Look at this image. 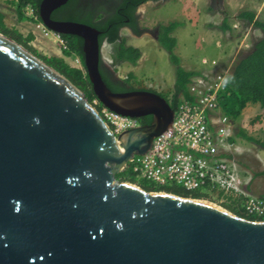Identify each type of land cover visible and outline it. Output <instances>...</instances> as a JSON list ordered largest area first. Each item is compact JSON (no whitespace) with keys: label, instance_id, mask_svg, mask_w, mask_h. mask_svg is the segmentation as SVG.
<instances>
[{"label":"water","instance_id":"95a60500","mask_svg":"<svg viewBox=\"0 0 264 264\" xmlns=\"http://www.w3.org/2000/svg\"><path fill=\"white\" fill-rule=\"evenodd\" d=\"M68 1L41 0L42 24L81 38L102 105L151 121L115 138L78 87L0 32V264H264V221L116 180L174 109L156 92L106 85L99 31L51 18Z\"/></svg>","mask_w":264,"mask_h":264},{"label":"trees","instance_id":"16d2710c","mask_svg":"<svg viewBox=\"0 0 264 264\" xmlns=\"http://www.w3.org/2000/svg\"><path fill=\"white\" fill-rule=\"evenodd\" d=\"M41 0H17L16 10L19 20L26 18L24 9L29 6L33 9L36 20H40L38 5ZM158 3L162 0H69L66 4L55 9L51 13L52 19H64L87 23L99 31L98 41L100 47L103 43L114 49L113 57L117 63L128 62L135 65L141 56L139 49L127 46L121 35L122 29L130 28L133 34L140 35L146 29L139 25V7L145 2ZM211 4L209 9L218 7L220 4ZM80 4V5H79ZM82 7V9H81ZM244 24H252L260 32L251 43L250 47L244 51H239L231 62L229 75L225 82V91L220 94L219 102L222 111L233 121L236 120L248 105H256L259 113L252 122L264 123V19H255L251 11H242L237 15ZM42 23V22H41ZM179 23L170 22L166 25L159 24L156 28V39L161 47L167 52L171 63L175 66V82L173 90L165 99L173 109H176L181 98L190 99L187 85L193 76L198 75L194 71L186 70L180 64L179 56L174 53L176 38L172 36ZM224 26V27H223ZM222 29L227 26V18L223 20ZM147 31V30H146ZM0 32L21 44L28 51L49 66L67 77L84 94L87 101L91 102L96 96L93 93L91 83L88 79L82 53V40L74 35L57 34L65 42V47L61 48L64 57L76 56L79 58L83 70L72 67L67 62L57 56H45L39 53L30 45L33 39L31 34L24 37L15 28H10L3 22V15L0 13ZM99 70L106 85L113 91H126L134 89L129 85L128 78L115 80V84L110 80L111 71L106 65L100 62ZM170 96V97H169ZM140 124L150 123L151 116H144L138 119ZM240 137L242 143H250L261 150H264V124L261 134L258 137L248 135L244 130L239 129L235 138H230L231 142H236V137ZM117 181L138 184L142 189L149 192H167L182 197L194 199H205L217 203L229 210L236 216L254 220L264 221V216L256 217L246 213L243 208L244 198L232 193L216 192L208 189H197L187 191L182 187L174 185L155 186L146 180H140L129 170L125 169L115 175ZM264 199V198H262Z\"/></svg>","mask_w":264,"mask_h":264},{"label":"built area","instance_id":"2783aa9c","mask_svg":"<svg viewBox=\"0 0 264 264\" xmlns=\"http://www.w3.org/2000/svg\"><path fill=\"white\" fill-rule=\"evenodd\" d=\"M29 9L36 20L33 9ZM37 22L42 32L50 31L39 20ZM58 38L64 48V40L59 35ZM249 47L250 43L245 49ZM74 57L67 64L83 70L79 58ZM228 65L214 64L193 76L187 85L190 99H180L170 126L153 138L146 152L133 155L122 171L129 169L137 179L155 186L174 185L187 191L208 189L239 195L245 199L244 211L261 217L264 216V199L246 189L248 172L237 162L236 144L230 141L234 137V123L222 111L219 102L230 71ZM90 104L115 138L140 125L138 119L110 110L97 98Z\"/></svg>","mask_w":264,"mask_h":264},{"label":"rangeland","instance_id":"374dc122","mask_svg":"<svg viewBox=\"0 0 264 264\" xmlns=\"http://www.w3.org/2000/svg\"><path fill=\"white\" fill-rule=\"evenodd\" d=\"M16 2L17 0H14V4H11L10 0H0V13L3 15V21L6 23V25L10 28H15L24 37L31 34L33 36V39L30 41V45L42 55L57 56L63 58L64 56L61 52L62 46L58 41V35L52 31L42 32L41 28L37 27L38 22L34 19L29 7H26L24 9V15L26 16V18L23 20H19L16 10ZM263 2L264 1H262V3ZM180 6L181 0H168L167 5L165 6H160L159 4V6H156L154 8L148 7L144 12L145 17L143 19V22L148 23L149 21L153 20L158 21V23L164 24L170 22L179 23L182 20L183 24H187V22H184V18L182 19V16L178 15ZM261 13L264 14V10ZM152 27L153 28L150 29L151 31L156 29L154 28V26ZM185 29L191 28L189 25H185ZM174 33L177 39L176 49L179 51V53H187L193 57L192 60L179 58L181 66L192 64L194 59L199 56V51H195L192 48V38L196 35V33L193 32L185 34L178 27L175 29ZM248 35H252L251 32H246L244 39L239 41L236 48L237 50L232 54L233 57H235L237 53H239V51H244L246 45L251 42ZM123 37L127 38L128 36ZM142 50L146 54L145 60L143 64L135 70L137 78L132 80V83L130 82L129 85L134 89L151 90L164 98L167 97L168 94H166L165 91L171 90L170 84L175 76V66L171 63L167 52L158 49L156 44H152L150 47L146 46ZM179 53H177V56H179ZM113 54L114 49L109 45L103 43L101 46L102 64L106 65L111 70L116 69L115 73L118 77H121V79L128 78L129 65L117 63L113 57ZM72 57L74 56L66 57L67 63H70V61L72 62ZM231 62L216 64L220 65V67H224V65L226 66L227 64H229L228 66H230ZM161 77L164 80H169L170 83L162 85L160 82ZM148 82H152V89L149 88ZM159 86L161 87L159 88ZM258 113L259 110L256 105H248L245 109H243L241 115L233 121L234 138L239 129L244 130L248 135H252L255 137L260 136L261 129L263 128L264 123L259 121L252 122V120L256 118ZM240 139L241 138L238 136L235 139L237 151L235 157L239 165L248 172L246 176L249 177V180H247L246 182V189L254 196L264 198V150H261L255 145H251L250 143H242ZM134 185L140 187L138 184ZM205 201H208L216 205L217 207L231 213L229 210L225 209L217 203L211 202L209 200Z\"/></svg>","mask_w":264,"mask_h":264},{"label":"crops","instance_id":"0c3cea01","mask_svg":"<svg viewBox=\"0 0 264 264\" xmlns=\"http://www.w3.org/2000/svg\"><path fill=\"white\" fill-rule=\"evenodd\" d=\"M262 1L264 0H221L218 7L209 9L211 4L210 0H181L178 15L182 16V19L184 18V22H187V24H183L181 20L178 28H180L185 34L196 33L192 38V48L195 51H199V56L194 59L192 64L184 65L183 67L186 70L194 71L198 74L216 63L231 62L234 58L232 54L237 50V45L239 41L244 39L246 32H251L252 35H248L251 42L260 35V32L255 29L252 24L246 23L243 25L242 21L237 18V15L242 11H251L254 14L255 19H264V14L261 13L264 10V2L262 3ZM10 3L14 4V0H10ZM167 3L168 0H162L158 3L150 1L143 3L138 9L139 25L144 29H151L153 28L152 26L155 28L157 25L161 24L158 23V21L153 20L144 23V12L148 7L154 8L159 6V4L160 6H165ZM225 17L227 18V26L225 29H222L221 26H223V20ZM166 24L168 23L162 25ZM185 25H189L191 29H185ZM174 32L172 33V36L175 37ZM121 35L122 37L128 36L127 38L123 37L127 46L137 48L141 52V56L135 65L129 64L128 62H122L124 65H129V74L132 75L131 78H129L130 84V82L132 83V80L137 78L135 70L138 69L145 60L146 54L142 49L146 46L150 47L152 44H156L157 48L160 50L164 49L159 45L157 39L147 33L146 30L140 35H135L129 30L123 29ZM176 48L177 46L174 47V53L177 55L179 51ZM178 55L179 58H186V60L193 59V57L187 53H179ZM203 60H206V63H203ZM118 78L121 79V77ZM160 82L162 85L170 83L169 80H164L162 77ZM174 82L175 76L170 84L171 90H166V94L170 95L172 93ZM148 85L149 88L152 89V82H148ZM160 87L161 86H159V88Z\"/></svg>","mask_w":264,"mask_h":264},{"label":"flooded vegetation","instance_id":"af4514ba","mask_svg":"<svg viewBox=\"0 0 264 264\" xmlns=\"http://www.w3.org/2000/svg\"><path fill=\"white\" fill-rule=\"evenodd\" d=\"M98 1V0H97ZM214 1V3H218L219 2V0H213ZM80 5V4H79ZM81 9H82V7H81ZM59 20H64V19H59ZM125 29H127V30H129L131 33H133L132 31H131V29L130 28H125ZM123 30V29H122ZM147 31V33H149V34H151L152 36H154V37H156V35H157V30L156 29H154V30H150V29H146ZM111 70V69H110ZM111 73V78H110V80L111 81H113V83L115 84L116 82H115V80H119L118 79V76L115 74V72L113 73L112 71L110 72ZM139 122V121H138ZM139 124H140V122H139Z\"/></svg>","mask_w":264,"mask_h":264},{"label":"bare ground","instance_id":"6f19581e","mask_svg":"<svg viewBox=\"0 0 264 264\" xmlns=\"http://www.w3.org/2000/svg\"><path fill=\"white\" fill-rule=\"evenodd\" d=\"M200 202H202V203H208V204H211L212 206L217 207L216 205H214V204H212V203H210V202H208V201H205V200H200ZM217 208H219V207H217ZM220 209H221V208H220Z\"/></svg>","mask_w":264,"mask_h":264}]
</instances>
